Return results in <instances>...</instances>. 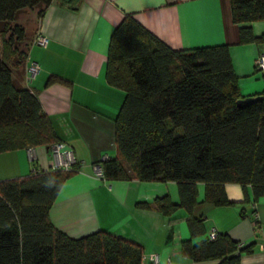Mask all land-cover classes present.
Listing matches in <instances>:
<instances>
[{
	"label": "trees",
	"instance_id": "obj_1",
	"mask_svg": "<svg viewBox=\"0 0 264 264\" xmlns=\"http://www.w3.org/2000/svg\"><path fill=\"white\" fill-rule=\"evenodd\" d=\"M51 1L0 0V152L60 141L22 82L30 39L14 22L23 9L40 10ZM229 3L240 42L264 41L249 24L264 19V0ZM105 78L125 95L114 118L116 155L100 161L103 179L175 181L179 203L162 195L154 204L166 215L184 207L191 235L204 231L202 217L190 214L198 182L215 205L235 203L225 194L227 182L240 184L245 194L250 186L255 200L264 195V91L238 102L245 96L227 44L175 49L125 13L110 35ZM48 82L64 80L51 75ZM77 167H33L0 179V264H142L143 247L132 240L103 229L71 236L52 224L49 207ZM181 247L193 260L217 264H239L240 253L252 249L220 232L197 243L183 240Z\"/></svg>",
	"mask_w": 264,
	"mask_h": 264
},
{
	"label": "crops",
	"instance_id": "obj_2",
	"mask_svg": "<svg viewBox=\"0 0 264 264\" xmlns=\"http://www.w3.org/2000/svg\"><path fill=\"white\" fill-rule=\"evenodd\" d=\"M21 13L34 18L33 38L37 32L48 37L46 45L31 37L22 82L80 162L49 207L52 224L71 236L107 230L140 244L144 254L157 253V264H217L215 259L193 260L181 247L183 240L197 243L214 228L252 245L251 251L240 253L239 264H264V195L253 199L250 186L245 194L240 184L225 183V194L235 203L215 205L205 198V184L198 182L190 214L202 217L204 231L191 235L184 207L166 215L154 204L162 195L179 203L175 181L105 180L95 173L101 159L116 155L114 118L125 92L106 81L105 66L110 35L125 13L175 49L227 44L241 94L264 91V78L254 67L264 41L240 42V24L231 18L229 0H52L40 10ZM249 24L254 34H264V19ZM31 61L39 64L34 75L27 70ZM51 75L64 82H48ZM52 161V151L44 145L2 151L0 179L29 174L33 167L48 170ZM142 264H150L149 259Z\"/></svg>",
	"mask_w": 264,
	"mask_h": 264
},
{
	"label": "built area",
	"instance_id": "obj_3",
	"mask_svg": "<svg viewBox=\"0 0 264 264\" xmlns=\"http://www.w3.org/2000/svg\"><path fill=\"white\" fill-rule=\"evenodd\" d=\"M48 42V37L40 32H37L33 38V43L38 45H46ZM254 67L257 72L261 74L264 78V49L259 51L255 57ZM28 73L34 75L39 70V64L36 61H31L27 66ZM53 154V161L51 163L52 169H73L74 165H79V160L77 159L72 147L67 145L64 141H57L50 146ZM108 156H105L106 158ZM95 173L97 176L102 178V168L98 164L95 166ZM216 235V231L212 228L208 237L213 238ZM148 258L150 264H157L159 261V256L157 253L143 254V259Z\"/></svg>",
	"mask_w": 264,
	"mask_h": 264
},
{
	"label": "rangeland",
	"instance_id": "obj_4",
	"mask_svg": "<svg viewBox=\"0 0 264 264\" xmlns=\"http://www.w3.org/2000/svg\"><path fill=\"white\" fill-rule=\"evenodd\" d=\"M14 22L18 23V24L22 25L24 28H26L25 30L28 33V38L31 39V37L33 36V33L35 32L34 18L30 14L24 15L20 11L18 13V15L16 16ZM257 73L259 75H261L259 72H257Z\"/></svg>",
	"mask_w": 264,
	"mask_h": 264
},
{
	"label": "water",
	"instance_id": "obj_5",
	"mask_svg": "<svg viewBox=\"0 0 264 264\" xmlns=\"http://www.w3.org/2000/svg\"><path fill=\"white\" fill-rule=\"evenodd\" d=\"M260 95H247L245 97H243L242 99L238 100L239 103L241 102H249L250 100H255L257 98H259Z\"/></svg>",
	"mask_w": 264,
	"mask_h": 264
}]
</instances>
